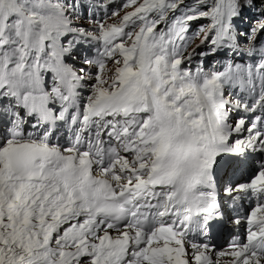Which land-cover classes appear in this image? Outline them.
I'll return each mask as SVG.
<instances>
[{"label": "snow or ice", "instance_id": "1", "mask_svg": "<svg viewBox=\"0 0 264 264\" xmlns=\"http://www.w3.org/2000/svg\"><path fill=\"white\" fill-rule=\"evenodd\" d=\"M0 264H264V0H0Z\"/></svg>", "mask_w": 264, "mask_h": 264}]
</instances>
